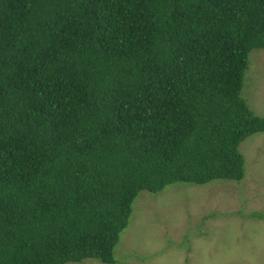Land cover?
I'll use <instances>...</instances> for the list:
<instances>
[{"label":"trees","instance_id":"obj_1","mask_svg":"<svg viewBox=\"0 0 264 264\" xmlns=\"http://www.w3.org/2000/svg\"><path fill=\"white\" fill-rule=\"evenodd\" d=\"M260 49L264 0H0V264H115L141 192L241 181Z\"/></svg>","mask_w":264,"mask_h":264},{"label":"rangeland","instance_id":"obj_2","mask_svg":"<svg viewBox=\"0 0 264 264\" xmlns=\"http://www.w3.org/2000/svg\"><path fill=\"white\" fill-rule=\"evenodd\" d=\"M241 95L264 117V49L250 53ZM239 151L241 181L141 192L114 248L115 264H264V134L246 138Z\"/></svg>","mask_w":264,"mask_h":264},{"label":"clouds","instance_id":"obj_3","mask_svg":"<svg viewBox=\"0 0 264 264\" xmlns=\"http://www.w3.org/2000/svg\"><path fill=\"white\" fill-rule=\"evenodd\" d=\"M76 264H80V263H76Z\"/></svg>","mask_w":264,"mask_h":264}]
</instances>
